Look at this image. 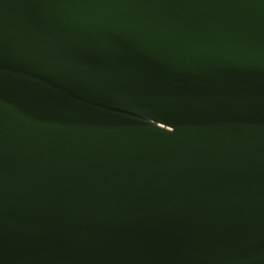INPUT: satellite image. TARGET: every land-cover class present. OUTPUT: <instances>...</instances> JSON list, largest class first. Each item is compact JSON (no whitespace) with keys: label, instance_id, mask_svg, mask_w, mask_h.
<instances>
[{"label":"water","instance_id":"1","mask_svg":"<svg viewBox=\"0 0 264 264\" xmlns=\"http://www.w3.org/2000/svg\"><path fill=\"white\" fill-rule=\"evenodd\" d=\"M0 264H264V0H0Z\"/></svg>","mask_w":264,"mask_h":264}]
</instances>
